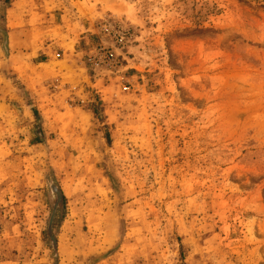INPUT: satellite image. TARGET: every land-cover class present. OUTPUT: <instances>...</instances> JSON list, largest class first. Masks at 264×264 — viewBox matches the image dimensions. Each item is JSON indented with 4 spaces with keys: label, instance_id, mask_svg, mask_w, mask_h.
Masks as SVG:
<instances>
[{
    "label": "rangeland",
    "instance_id": "obj_1",
    "mask_svg": "<svg viewBox=\"0 0 264 264\" xmlns=\"http://www.w3.org/2000/svg\"><path fill=\"white\" fill-rule=\"evenodd\" d=\"M0 264H264V0H0Z\"/></svg>",
    "mask_w": 264,
    "mask_h": 264
},
{
    "label": "crops",
    "instance_id": "obj_2",
    "mask_svg": "<svg viewBox=\"0 0 264 264\" xmlns=\"http://www.w3.org/2000/svg\"><path fill=\"white\" fill-rule=\"evenodd\" d=\"M78 21L79 20H77V18L74 17L73 19L70 18L67 23L63 24L61 36H60V41H61L60 43H64L65 39H63V37H66L69 40H71V39L77 40V38L80 37L78 34V31L73 30L75 23ZM84 29H85V27H84Z\"/></svg>",
    "mask_w": 264,
    "mask_h": 264
},
{
    "label": "built area",
    "instance_id": "obj_3",
    "mask_svg": "<svg viewBox=\"0 0 264 264\" xmlns=\"http://www.w3.org/2000/svg\"><path fill=\"white\" fill-rule=\"evenodd\" d=\"M97 52L100 54V57L108 62H112L115 59L114 51L105 47H98Z\"/></svg>",
    "mask_w": 264,
    "mask_h": 264
},
{
    "label": "trees",
    "instance_id": "obj_4",
    "mask_svg": "<svg viewBox=\"0 0 264 264\" xmlns=\"http://www.w3.org/2000/svg\"><path fill=\"white\" fill-rule=\"evenodd\" d=\"M59 192H60V197H61V204H62V207H64L65 198L60 190Z\"/></svg>",
    "mask_w": 264,
    "mask_h": 264
}]
</instances>
